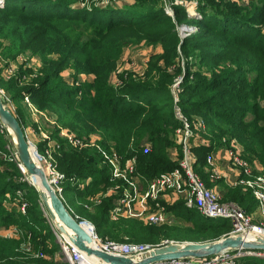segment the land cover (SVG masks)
I'll return each instance as SVG.
<instances>
[{
	"label": "trees",
	"instance_id": "1",
	"mask_svg": "<svg viewBox=\"0 0 264 264\" xmlns=\"http://www.w3.org/2000/svg\"><path fill=\"white\" fill-rule=\"evenodd\" d=\"M196 1L198 17H189L179 6H172L170 16L160 0L84 9L74 6L76 0L0 4V90L17 108L13 114L22 129L25 103L53 118L43 146L56 143L51 159L62 175V201L103 240L209 242L230 232L229 221L206 219L183 202L165 205V210L185 217L189 225L157 227L110 217L114 201L130 189V164L143 183L177 167L182 147L176 109L192 131V168L206 185L208 154L232 142L250 165L264 166V0H249L244 10L232 0ZM181 25L196 30L183 38ZM142 42L159 45L161 53L149 56L141 75L115 77L124 50ZM31 58L37 66L27 64ZM18 59L21 64L13 74L2 79L4 67ZM80 76L88 78L78 82ZM8 139L0 132V264H54L49 259L58 245L38 193L19 182L26 176L8 158ZM37 151L43 154L42 145ZM113 158L125 178L113 176ZM18 189L27 195L19 199ZM6 195L9 207L3 205ZM223 202L247 214L257 208L243 186L229 189ZM15 227L24 232L22 237H4L14 234ZM238 264H264V259L243 257Z\"/></svg>",
	"mask_w": 264,
	"mask_h": 264
},
{
	"label": "built area",
	"instance_id": "2",
	"mask_svg": "<svg viewBox=\"0 0 264 264\" xmlns=\"http://www.w3.org/2000/svg\"><path fill=\"white\" fill-rule=\"evenodd\" d=\"M165 12L168 15L170 14L167 10H165ZM186 12L188 15H193L192 11ZM189 33L190 30L186 29L184 36H187ZM174 86H177V82ZM175 115L181 123V128L177 130V135L179 136V143L182 147V158L177 160V167L169 173L161 174L147 181L146 191L143 193V195H141V197H138L134 179H138L139 175L135 173L134 166L130 164L126 169V173L131 176V179L128 180L130 189L123 191L121 196L114 201L113 208L110 211L111 219H118L123 215L124 212L130 210L131 203L133 201L138 200L142 206L145 207L147 205L143 214L146 222L151 226H160L163 225L167 219L165 215L166 210L164 204L171 202V200L174 198L185 197L184 199L186 200V207L196 209L204 218L209 220L224 219L229 221L231 230L227 235H245L250 238L264 237V175L261 174L259 169H255L240 156V149L236 143L232 142L231 145L226 148V155L230 165L240 175L237 185L247 188L257 203L256 211L258 216L263 220V225H254L252 223L251 217L244 210L236 206H227L226 204L222 203L219 200L217 193L214 190L208 188L201 180L199 175L194 172L192 168L194 157L190 152L189 142L190 138L192 137V131L190 130L186 118L180 113L178 109L175 110ZM2 131L3 129L0 126V132ZM44 139H48L47 136ZM68 139L71 144L75 146L80 145V142L74 141L72 137H68ZM46 147L47 149L45 154L42 156L38 155V157L42 162L49 184L62 199L61 187L59 185L62 175L55 170L51 159V152L57 146L55 144L52 149V147H50L48 144ZM147 151L148 149L145 148L144 153ZM0 156L2 155L0 154ZM212 163V156L208 155L206 158V164L209 168V177L215 180L218 178V174L212 170ZM112 164L114 166V170L112 172L113 176L116 178H125L126 173L125 171H120L116 159H112ZM17 165L21 167L20 164L17 163ZM26 178L27 177L24 179ZM116 193L117 191L113 190L112 194L116 195ZM184 194L187 195L185 196ZM147 201L152 202V208L149 213H146L149 207ZM24 208L25 204L20 207L22 213ZM78 222L84 229H89V232H87L86 229L85 231L90 236L92 244L95 248L116 257L138 256L153 248L165 245L167 243H172V241H165L161 244L152 245L117 243L110 240H103L98 236L94 226L91 223L86 221ZM48 223L58 245L59 253L62 255L65 264H99L98 260H96L94 257H88L84 255L79 249L71 244L65 236L57 231L51 221ZM11 234L12 233H8L6 236L10 237ZM26 250H29V248ZM243 257H256L264 259V252H246L241 250L227 251L206 258L176 259L156 262L153 264H238V260Z\"/></svg>",
	"mask_w": 264,
	"mask_h": 264
},
{
	"label": "water",
	"instance_id": "3",
	"mask_svg": "<svg viewBox=\"0 0 264 264\" xmlns=\"http://www.w3.org/2000/svg\"><path fill=\"white\" fill-rule=\"evenodd\" d=\"M185 29L181 32L184 36ZM0 126L8 136L19 164L31 180L39 200L53 226L84 255L94 257L99 264H153L187 258H206L227 251L264 252V237L226 235L209 242H172L133 257H116L95 248L91 238L65 207L61 197L49 184L37 153L27 141L24 131L0 96Z\"/></svg>",
	"mask_w": 264,
	"mask_h": 264
},
{
	"label": "rangeland",
	"instance_id": "4",
	"mask_svg": "<svg viewBox=\"0 0 264 264\" xmlns=\"http://www.w3.org/2000/svg\"><path fill=\"white\" fill-rule=\"evenodd\" d=\"M212 1L214 3H222V2H220L221 0H212ZM222 1H224V0H222ZM232 1L235 2L239 6V8H241L243 10H244V7H248V5H249V0H232ZM160 3H161L164 10L169 11V13H170L169 15H173L172 6L176 5V6L182 7L185 11H189V12L192 11L193 15H189V17H198L199 16L198 11L196 9V7H197V1L196 0H160ZM0 4L4 5L5 0H0ZM94 4L98 7H105L107 5H117V7L123 6V5L130 6L131 4H133V0H76L74 6L78 9H84V8H92ZM186 14L188 15L187 12H186ZM183 29H185V31H186V29H189L190 33L194 32L196 30V28H194L193 26L181 25L178 27V31H179L180 36H181V32ZM159 53H161V47L159 45H156V46L147 45L144 42L138 44L137 46H133V47L125 49L123 54H122L123 57H121L118 65H117V69L114 73L115 77H118L121 74H125L126 72H134L137 75H141V73L144 71L145 63L148 60L149 56L152 54H159ZM22 59H24V58H22ZM1 64H6V63H1ZM20 64H21L20 59L7 64V66L4 67V69L2 71L1 78L4 79V78L11 76ZM27 64L30 67H35L38 65V61H37V59L31 58L30 61L27 62ZM67 75H65V76L68 77ZM87 78H88L87 76H84V77L80 76V77H78V82H83ZM178 81L179 80L176 81L177 82L176 88L178 87V84H179ZM0 96L3 100V102L6 104V106L11 110V112L14 114H17L16 113L17 108L15 106H13V104H11L5 98L2 90H0ZM22 113L25 116L24 127H23L25 137H26L27 141L29 142V144L31 145V147L36 151L37 160H38L39 164L43 167L42 162L40 161V159L38 157L39 153L37 151V148L39 145L42 144L41 138H42V141L46 140L44 138L48 135V131H45V130H48L49 127H51V125H53V118L46 115V114H43V113H37L29 103H25V106L22 105ZM53 143H55V142L53 141ZM47 144L48 143H46V146H47ZM8 145H10V153H11V155L8 158H10L11 160H14L16 163L19 164V161L17 159V156L15 154V151H14L13 146L11 144V141L9 139H8ZM46 146L44 147L42 145L43 154H41V156L45 154V151L47 149ZM8 158H6V159H8ZM2 159L3 158H0V160H2ZM260 172L262 175H264V166L260 170ZM24 173H25V175H27L26 172H24ZM26 177H27L26 179L19 180V182L25 183V184L27 183L28 185L31 186L32 183H31L30 178L28 176H26ZM27 193L28 192L25 190L18 189L15 192V196L18 197L19 199H22L24 195H27ZM5 197L6 198L3 201V205L9 207L8 198L10 196L6 195ZM176 203H178V200L175 201L174 205ZM222 203L226 204L227 206H235L232 203L231 204L227 203V202H222ZM236 207H238V206H236ZM18 209H19L18 212L22 213L20 210V207ZM43 211L45 214L44 217H45L46 221L49 222L50 220H49V218H48V216L44 210V207H43ZM165 215H166L167 219L165 220L163 225H160V227L161 226L179 227V226H183L185 224L189 225V222L185 217H179L174 212H169L167 214V212L165 211ZM248 215L251 217L252 223L254 225H260V224L263 225V220L258 215H257L258 218H256L254 216V214H251V215L248 214ZM16 229H17V227H15L13 230L15 231ZM13 230H11V231L9 230V232H12ZM23 235H24V232L20 231L18 229L17 231H15L14 234H11L10 237H14V236L15 237H22ZM98 236L101 237V235L99 233H98ZM4 237L9 238L6 235ZM162 242H164V241H162ZM162 242H160L159 244H161ZM39 257H41V256H39ZM49 261L53 262L54 264H65L63 261L62 255H60V253H59V250H57L54 253V255L50 257Z\"/></svg>",
	"mask_w": 264,
	"mask_h": 264
},
{
	"label": "crops",
	"instance_id": "5",
	"mask_svg": "<svg viewBox=\"0 0 264 264\" xmlns=\"http://www.w3.org/2000/svg\"><path fill=\"white\" fill-rule=\"evenodd\" d=\"M125 54V53H124ZM123 57V55H122ZM84 77V76H83ZM68 80V77L66 78ZM70 80V79H69ZM68 80V81H69ZM44 141V140H43ZM42 141L41 138V145L44 144V142ZM49 144L50 147H54L55 143H53V141H48L47 142ZM47 144V145H48ZM190 147H192V144H190ZM240 149V147H239ZM54 150V149H53ZM241 150V149H240ZM208 155L212 156V170H214L217 174H218V178L217 179H211L209 177L208 174V185H206L208 188L214 190L220 201H224L225 197H226V193L229 189H234L235 187H239L240 185H237V181L240 178L239 173L230 165L228 157L226 155V148L225 147H218L213 149ZM176 159V158H175ZM194 159V158H193ZM255 169H259L261 170L263 168V166L260 165H253ZM200 177V176H199ZM134 182L136 183V191L138 194V197H141V195H143V193L146 191L147 188V183L146 182H142V180L138 177V179H134ZM83 187H80V189H82ZM127 190V189H126ZM185 196L187 194H184ZM185 198V197H184ZM183 197H179V198H174L171 200V202L166 203L164 205H173L175 203V201L178 200V202H183V206L188 209V210H196L194 208H189L186 207V200ZM147 204L149 205L148 210L146 213H149V211L152 208V202L151 201H147ZM43 206V205H42ZM147 206V205H146ZM145 206V207H146ZM145 207L142 206L138 200H135L131 203V208L129 211H126L123 213L122 216H120L119 218H129V219H135V220H140V221H144L146 223V220L144 219V212H145ZM197 211V210H196ZM197 213L199 215H201L198 211ZM168 214V213H167ZM254 214V216L256 218H258V213L256 210H254L253 212L250 213ZM143 215V216H142ZM202 216V215H201ZM203 217V216H202ZM165 241H169V240H163ZM59 249V248H58Z\"/></svg>",
	"mask_w": 264,
	"mask_h": 264
},
{
	"label": "bare ground",
	"instance_id": "6",
	"mask_svg": "<svg viewBox=\"0 0 264 264\" xmlns=\"http://www.w3.org/2000/svg\"><path fill=\"white\" fill-rule=\"evenodd\" d=\"M87 232H89V229L88 228H85Z\"/></svg>",
	"mask_w": 264,
	"mask_h": 264
}]
</instances>
